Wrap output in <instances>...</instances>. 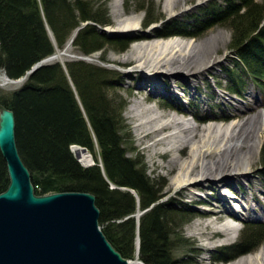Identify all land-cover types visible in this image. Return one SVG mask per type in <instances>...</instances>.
<instances>
[{
  "label": "trees",
  "instance_id": "1",
  "mask_svg": "<svg viewBox=\"0 0 264 264\" xmlns=\"http://www.w3.org/2000/svg\"><path fill=\"white\" fill-rule=\"evenodd\" d=\"M104 4L93 0H0V70L10 79L26 75L35 63L53 54L55 47L62 49L74 31L71 44L84 56L103 55L107 49L124 52L134 40L102 29L110 24ZM145 13L144 28L158 20ZM218 24L231 32L229 47L234 57L227 71L232 92H242L243 77L263 84L264 0H225L198 28L204 32ZM157 35L196 34L173 22L164 24ZM116 78L115 70L85 59L63 64L54 61L27 74L18 88L0 95V103L14 112L17 149L31 173L36 194L90 192L100 211L98 221L104 235L123 257H135L138 237L137 255L144 264H179L172 256L173 237L175 229L185 223L182 219L176 224L175 219L184 214L161 201L163 195L145 167L123 145L124 103L109 94L116 88ZM71 145L86 147L95 163L81 165ZM260 160L264 167V140ZM260 175L264 180V168ZM7 184L0 154V192ZM138 206L142 213L136 219ZM262 240L264 222L248 223L241 241L232 245L240 255Z\"/></svg>",
  "mask_w": 264,
  "mask_h": 264
},
{
  "label": "rangeland",
  "instance_id": "2",
  "mask_svg": "<svg viewBox=\"0 0 264 264\" xmlns=\"http://www.w3.org/2000/svg\"><path fill=\"white\" fill-rule=\"evenodd\" d=\"M164 1L165 0H93L97 5L105 3L104 6L107 10L106 17L110 21V24L102 27V29L108 34H124L134 41L131 42L124 52L107 49L103 55L100 52H96L89 56L82 55L77 48H74L71 41L69 46L67 45L68 43H66L62 49L56 47L54 53L59 52L60 57L58 56L51 60V62L58 60L60 63H65L69 60L83 58L92 64L101 65L117 72L115 81L116 88L111 90L109 94L113 93L118 101L124 103V108L121 112L122 134L125 138L123 145L129 150L128 155L133 159L139 160L142 166L145 167L147 176L152 183L156 184L157 190L163 195L161 201H167L173 208H176L178 212L184 214L182 218L178 215L175 219L176 224H179L182 219L185 220V223L175 229L177 234L173 237L175 240L174 249L172 251L173 259H176L179 264H204L203 262H199V259L210 257L212 259L216 258L213 264H230L238 258L256 254L264 245V240H262L250 252L240 255H237L238 251L235 250L232 245L241 241L248 223L257 225L264 222V180L260 175V170L264 168L260 160L264 130L261 134L262 141L259 150L253 155L252 163L248 167V170H246L249 175L247 174L245 176L248 177L241 176L237 180H230V183L225 185L227 188L224 186V189L222 186L223 189L221 190L222 193H225L226 196L230 198L228 206L233 209L234 207L237 208L238 218H243L242 220H245L242 222V228L237 231V236L233 237L228 242L222 237L207 240L194 233L197 231L195 229V224L200 222L202 225L203 222L212 218L200 217L199 214L203 210H210L206 208H217L213 199H215L217 195L218 188L213 189V196L209 193L208 187L193 189L196 192L195 201L193 202L189 201L185 194L178 193L172 181L175 171L169 169L164 158L153 155L152 149L146 147L151 140H145L144 142L140 141V133L136 128L138 120L132 117L134 111L131 110V107L132 105L134 106L133 103L135 100L144 99L145 97L151 98V101L146 103L147 105L157 106L158 101H160L164 106L162 111L165 113L174 114L171 108H177V110H181L178 112L183 113H178L177 116L189 119L192 123L203 126L205 123H209L210 120L205 119L203 121H197L195 120L196 115L197 117L222 113L228 115L236 111L244 112L247 116L264 110V82L263 84H256V82L250 81L249 78L243 77L242 92L239 95L234 94L230 84L231 78L227 71L229 65H233L232 59L234 57L229 47L231 40L230 29L226 25L219 24L204 32H200V28H198L202 22L210 18L212 9L224 6L225 0H180L173 10H167ZM140 8L144 9L142 10ZM116 11L121 12V17L117 18L115 15ZM146 11L149 14V18H158V20L144 28L142 23L146 18ZM130 15L136 17L135 26H132L134 29L131 31L124 29L117 21L118 19L129 18ZM173 22L183 25L184 29L196 35H154L150 40L174 39L182 43H188L189 41L195 44L201 43L200 47L203 46L201 48L204 50L202 51L203 55L201 59L204 63L207 61H215L213 67L203 70V72L199 74L193 72L197 70L195 68L186 71V73H182L184 75L188 74V76L191 73L196 75L190 78L192 81L187 80L189 82L188 86L184 85L186 79L181 74H177L174 78L179 86H176L173 82L165 81L164 83V79L160 77L152 81V78H155L153 73H148V75L145 76L144 73L139 72V77L135 76L134 79L132 74L135 73L133 72L134 70H137V64L135 62L129 64L124 63V60L133 57L132 54L138 45H144L148 42L146 39H136L137 37H135V35L139 33L157 34L161 31L164 24ZM101 56H103L104 60H101ZM23 82L24 80L20 82L16 81L15 83L3 82L0 78V95L18 88ZM142 83L145 86L144 89L138 87ZM158 85L160 86L158 91H160L162 95H150L151 89L154 91L155 86ZM152 86L153 88H151ZM168 89L177 92L176 94L172 91L168 92ZM167 104L169 107H167ZM185 109L189 112L186 113ZM182 115H185V117ZM226 120L219 122L211 120V122H216L219 125H228L232 120L238 121V118L231 117L229 120L230 122ZM168 132H170V130H166L164 133ZM96 145L97 144L94 145V153L95 157H97L98 165H100V156L98 154V146ZM161 148L162 146H157L158 150ZM88 152L91 154L92 160H90V162L82 161V163L85 164V162H87V164L91 165L95 162V157L91 151L88 150ZM236 169H239V171H235L237 173H243V171H245L244 168L240 166ZM111 186L114 185L111 184ZM238 197H243L247 203L242 201V198L238 199ZM200 205L207 207H201ZM218 205L221 207L222 204L219 203ZM141 213L142 211L138 206L134 214L136 219L139 218ZM229 220L230 218L220 220L218 224ZM235 230L236 229L231 232ZM220 235L225 236L222 232ZM209 242L213 244V246H211ZM244 246L248 247L251 245L245 244ZM220 250L223 252H220ZM202 252L205 253V257H203Z\"/></svg>",
  "mask_w": 264,
  "mask_h": 264
},
{
  "label": "bare ground",
  "instance_id": "3",
  "mask_svg": "<svg viewBox=\"0 0 264 264\" xmlns=\"http://www.w3.org/2000/svg\"><path fill=\"white\" fill-rule=\"evenodd\" d=\"M164 2L167 10H173L180 0H165ZM115 15L119 18L121 17V12L116 11ZM135 20L136 17L130 15L129 18H122L117 21L124 29L131 31L134 29L132 26H135ZM157 34L139 33L135 35L136 39H146L148 42L144 45H138L132 54L133 57L131 56V59L124 60V63L135 62L137 64L138 68L132 74L134 79L135 76L139 77V72L144 73L145 76L148 73H153L155 78H152V81L160 77L164 79V83L165 81L173 82L176 86H179L174 78L177 74H181L186 79L184 85L188 86V81H192L190 78L196 75L191 73L188 76V74L184 75L182 73L195 68L197 70L193 72L199 74L203 70L213 67L215 61H207L206 63L202 61L201 56L204 50L201 48L203 46L200 47L201 43L195 44L190 41L182 43L174 39L151 41L152 36ZM72 37L67 42L68 46ZM58 56L60 57V53ZM0 78L3 82L15 83L10 81L3 71L0 73ZM138 87L140 89L145 88L143 83ZM159 87V85L155 86L154 91L151 89L150 95H162L158 91ZM169 91L175 94L177 92L168 89ZM149 101H151V98L138 99L135 100L134 106L132 105L131 107V110L134 111L132 117L138 120L136 128L140 133V141L151 140L146 147L152 149L153 155L164 158L169 169L175 171L172 178L173 185L176 191L180 194H185L189 201H195L196 192L193 189L208 187L209 193L213 196V189L218 188L217 195L213 199L217 208H206L210 210H203L199 214L200 217L212 218L203 222L202 225L200 222L196 223L195 229L197 231L194 233L207 240H212L216 237L228 239L232 233L231 231L236 229V226L231 220L220 224L218 222L226 218L236 219L239 215L237 210L228 206L230 198L225 193H222L221 190L230 183V180H237L239 177L248 174L246 170L251 165L253 155L258 152L262 141L264 110L247 116L244 112L236 111L228 115L225 113L218 115L208 114L200 117L196 115L197 118L195 117V120L197 121L210 120L209 123L200 126L192 123L189 119L177 116L178 113L183 114L178 112L181 110H177V108H171L174 114L165 113L162 111L164 106L160 101L157 103L159 106L147 105L146 103ZM167 107H169L168 104ZM185 112L189 111L185 109ZM182 116L185 117V115ZM231 117L238 118V121H234V119L230 122ZM211 120L216 122L226 120L230 123L228 122V125H219L216 122L212 123ZM166 130H170V132L164 133ZM157 146H162V148L158 150ZM71 151L77 155L81 163L82 161L90 162L92 160L91 154L88 151L84 152L77 145H71ZM87 162L84 165H87ZM238 166L244 168V174L235 172L239 171V169H236ZM225 188L227 187L225 186ZM241 198L243 199L242 201L247 203L243 197ZM241 198L238 197V199ZM217 203L222 204V208ZM221 232L225 236L220 235ZM138 259V257H134L129 259V262L130 264H138ZM215 260L216 258L206 257V259H199V262H210L213 264ZM230 264H264V245L256 254L238 258Z\"/></svg>",
  "mask_w": 264,
  "mask_h": 264
},
{
  "label": "water",
  "instance_id": "4",
  "mask_svg": "<svg viewBox=\"0 0 264 264\" xmlns=\"http://www.w3.org/2000/svg\"><path fill=\"white\" fill-rule=\"evenodd\" d=\"M58 54L41 59L26 75L51 63ZM26 75L17 79L6 77L20 82ZM0 154L8 177L7 187L0 192V264H130L104 235L92 193H35L31 173L17 149L14 112L1 103ZM138 247L137 237L136 256ZM138 263L144 264L140 260Z\"/></svg>",
  "mask_w": 264,
  "mask_h": 264
},
{
  "label": "clouds",
  "instance_id": "5",
  "mask_svg": "<svg viewBox=\"0 0 264 264\" xmlns=\"http://www.w3.org/2000/svg\"><path fill=\"white\" fill-rule=\"evenodd\" d=\"M25 79H26V77H25ZM24 80V79H23Z\"/></svg>",
  "mask_w": 264,
  "mask_h": 264
}]
</instances>
